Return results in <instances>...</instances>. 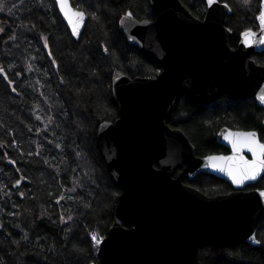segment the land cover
Wrapping results in <instances>:
<instances>
[{
	"label": "trees",
	"instance_id": "1",
	"mask_svg": "<svg viewBox=\"0 0 264 264\" xmlns=\"http://www.w3.org/2000/svg\"><path fill=\"white\" fill-rule=\"evenodd\" d=\"M181 1L195 16L205 17V0ZM220 1L231 7L226 25L236 48L242 32L259 29L261 0L247 5ZM72 3L99 17L88 15L77 38L55 0H0V264L97 262L99 244L92 234L107 236L121 193L97 142L100 124L120 116L113 73L156 77L162 70L119 27L129 11L154 19L149 0ZM252 57L264 64V50ZM169 124L188 135L200 156L229 152L221 142L228 128L253 130L264 142V107L252 96L197 104L183 95ZM184 182L209 196L234 189L209 173L186 176ZM252 188H264V175L245 189ZM257 238L259 245L243 240L202 245L199 259L204 264H264V213Z\"/></svg>",
	"mask_w": 264,
	"mask_h": 264
},
{
	"label": "water",
	"instance_id": "2",
	"mask_svg": "<svg viewBox=\"0 0 264 264\" xmlns=\"http://www.w3.org/2000/svg\"><path fill=\"white\" fill-rule=\"evenodd\" d=\"M55 1L73 34L72 24ZM149 1L154 19L124 14L119 27L162 70L156 77L113 73L112 92L120 116L100 124L97 142L121 193L114 223L93 264H204L199 259L202 245L235 240L260 244L257 231L264 213V188H245L257 183L264 171L242 185L233 183L228 174L242 160L254 159L249 148L241 146L242 137L232 134L255 131L228 128L221 142L230 151L200 156L188 135L169 124L183 95L197 104H212L223 96L231 101L252 96L264 107L260 99L264 64L252 57L264 50L260 21L257 18L259 29H250L247 36V30L242 32L233 48L232 31L226 25L232 11L228 3L214 0L209 5L205 0L206 15L199 18L181 0ZM68 4L77 9L72 0ZM256 138L264 143L258 134ZM200 173L224 178L234 189L209 196L184 182L186 176L193 179Z\"/></svg>",
	"mask_w": 264,
	"mask_h": 264
},
{
	"label": "snow or ice",
	"instance_id": "3",
	"mask_svg": "<svg viewBox=\"0 0 264 264\" xmlns=\"http://www.w3.org/2000/svg\"><path fill=\"white\" fill-rule=\"evenodd\" d=\"M61 10L64 12V15L69 19V22L72 24V31L74 35H79V28L83 24V21L87 15H91L93 19H99L95 12L89 13L86 10H83L80 5L77 6V9H72L68 4V0H58ZM214 0H208V4L212 5ZM244 4H249L250 0H243ZM261 3L264 4V0H261ZM227 7V4H225ZM3 10L2 4H0V11ZM10 11V10H9ZM128 17L132 16V13L129 11L126 13ZM260 21V29L261 32L264 33V9H262L257 17ZM148 21H144L147 23ZM3 31V29H0ZM251 30H247L244 35H248ZM252 35H255L252 33ZM260 43H264V37L259 41ZM45 44H47V38H45ZM107 51V49H105ZM4 69L0 67V72H3ZM11 83V81H9ZM262 101H264V95L260 97ZM234 137H242L241 146H246L249 148V151L252 152L254 159L252 161L242 160L241 164L234 166L228 169V174L232 178L233 183L237 185H242L246 180H254L256 179L261 171H264V143H260L256 138L257 134L255 132L249 133H234L232 134ZM233 147L236 148V140H233ZM209 160H216L218 158L208 157ZM15 163V161H12ZM216 166L215 164L213 165ZM17 184L20 183V180L16 181ZM23 195V193H21ZM70 220L71 217L69 216ZM92 239L99 244L103 239L98 234H93ZM259 243V241H257Z\"/></svg>",
	"mask_w": 264,
	"mask_h": 264
},
{
	"label": "built area",
	"instance_id": "4",
	"mask_svg": "<svg viewBox=\"0 0 264 264\" xmlns=\"http://www.w3.org/2000/svg\"><path fill=\"white\" fill-rule=\"evenodd\" d=\"M93 234H94V233H93ZM93 234H92V236H93ZM95 234H96V233H95ZM101 241H102V240H101ZM101 241H100V242H101Z\"/></svg>",
	"mask_w": 264,
	"mask_h": 264
}]
</instances>
